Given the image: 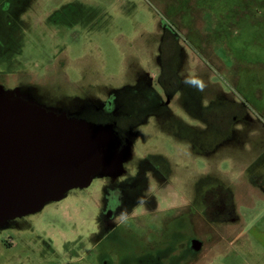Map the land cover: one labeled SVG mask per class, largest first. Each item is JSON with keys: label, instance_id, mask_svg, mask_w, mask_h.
<instances>
[{"label": "rangeland", "instance_id": "rangeland-1", "mask_svg": "<svg viewBox=\"0 0 264 264\" xmlns=\"http://www.w3.org/2000/svg\"><path fill=\"white\" fill-rule=\"evenodd\" d=\"M0 88L67 115L117 121L119 167L157 180L144 181L143 193L172 183L179 199L177 173L191 171L198 204L202 176L214 168L246 184L243 167L257 153L241 145L237 132L233 139L218 134L219 114L232 110L241 118L248 142L257 124L264 137V115L254 101L264 97V0H0ZM102 108L109 115L98 113ZM188 135L193 151L180 139ZM99 186L92 179L1 222L0 264H63L72 257H82L76 264H99L103 255L116 264V254L126 250L123 236L136 241L144 234L138 223L152 216L137 208L136 219H116L115 230H105L96 223ZM246 198L264 203L249 186ZM244 203L237 202L240 213ZM196 232L209 236L200 225ZM114 233L122 235L118 244Z\"/></svg>", "mask_w": 264, "mask_h": 264}, {"label": "water", "instance_id": "water-1", "mask_svg": "<svg viewBox=\"0 0 264 264\" xmlns=\"http://www.w3.org/2000/svg\"><path fill=\"white\" fill-rule=\"evenodd\" d=\"M122 142L112 121L67 115L0 88V223L86 186L99 169L112 171Z\"/></svg>", "mask_w": 264, "mask_h": 264}, {"label": "crops", "instance_id": "crops-1", "mask_svg": "<svg viewBox=\"0 0 264 264\" xmlns=\"http://www.w3.org/2000/svg\"><path fill=\"white\" fill-rule=\"evenodd\" d=\"M254 101H256L255 106L258 110L257 114L264 115V97L258 95L254 97ZM231 111L232 110H228L219 114L220 117L223 118L220 126V128L223 127V129H218V134H223L224 136L228 135L229 139H233V136L236 134L235 132H237L241 134L240 139H242V146L247 144L257 147L255 159L250 160V162L247 161L248 164L243 167L241 173L247 186H242V184L245 183L241 181V177L238 183H232L227 177V172H216L212 167L213 169L210 172H207L205 177L202 176L203 181L204 179L207 180L205 186L200 192H198L200 202L196 204L197 199L194 198L196 189L195 183L194 181L190 183L194 178V173L193 177L192 174L189 175L191 171L187 172V174H185V172L181 174L177 173L178 183L181 185L184 194L178 199L176 191H172L175 196L172 201L173 206L188 203L193 210L192 223H189V226L187 227L182 226L181 224L179 225V229L190 231L189 234L186 233L187 236L185 239L183 238V240L179 241V245L181 246L187 238H191L192 248L194 250L184 264H214L216 258L224 262L223 264H264V203L257 205L249 198H246V190L248 186L251 189L256 190L257 193H259V196L264 198V190L253 185L250 181L251 174L255 173L264 175V137H262L259 132L260 124H257L256 127H251V141L248 142V140H245L242 135L243 124L240 123L243 120L237 118L236 114ZM212 115L213 114L210 113L208 116L211 117ZM261 118L263 119L264 117ZM231 128H233L234 131ZM174 132L176 134V139H179V130L176 129ZM180 139L191 144V150H194L196 144L191 140L189 135L186 139ZM189 178H191V180ZM219 186L229 192L231 196V204H219L216 219L210 220L205 215V206L202 202V195L209 188ZM184 188L186 189L185 191ZM249 196L252 198L251 195ZM243 198L245 199L244 211L240 213L237 207V202L238 200L241 201ZM196 215H199L197 219ZM198 225L206 228V231L209 234L207 239L203 238L199 232H196L195 234V229ZM196 246L198 247L196 248ZM216 252L220 255L215 256ZM231 252L238 257V263L232 262Z\"/></svg>", "mask_w": 264, "mask_h": 264}, {"label": "flooded vegetation", "instance_id": "flooded-vegetation-1", "mask_svg": "<svg viewBox=\"0 0 264 264\" xmlns=\"http://www.w3.org/2000/svg\"><path fill=\"white\" fill-rule=\"evenodd\" d=\"M109 101L107 100V102ZM241 108L243 107H239V109ZM100 112L109 115L107 108H102L98 113ZM115 124L119 125L117 121ZM114 169V171L99 169L92 177V179L96 178L98 180L101 192L96 204V223L100 222L105 230L111 229L114 231L115 226H117L115 220L119 219L120 222L125 218L136 219L135 210L137 208H140L143 214L152 216L151 221L138 223V227L144 229V234L136 235V241L130 240L134 236L128 233H132L131 228L126 230L128 234L123 237L128 239H121V245L126 250H124V253L118 252L116 254L118 256L116 264H184L194 250L191 238H187L181 246L179 245V241L183 240L182 236L179 235L184 233V230L179 229V225L187 227L189 223H192L193 210L190 205L185 203L173 206L172 191H175V187H173L172 183H166L165 186L157 185L159 187L155 193H143L142 184L144 181L146 183H157V180L152 175H148V178H145L138 173L134 174L136 173L135 171L128 172L127 168L124 167L122 169L119 164ZM164 213L167 214L164 215ZM6 222L9 223L10 221H4V223ZM14 223L18 226L17 221ZM185 232L188 234L190 231L187 230ZM115 233L114 236L117 238L114 240L118 244L119 241L116 240L122 235ZM44 241L41 240V243L50 244V241ZM115 242L111 243L113 247L116 244ZM28 243L31 242L28 241ZM5 244H7V247L12 246V243L9 242ZM28 246L30 245L28 244ZM79 261L82 262V257H77L76 259L72 257L65 260L63 264H76ZM110 263L105 255L99 258V264Z\"/></svg>", "mask_w": 264, "mask_h": 264}, {"label": "trees", "instance_id": "trees-1", "mask_svg": "<svg viewBox=\"0 0 264 264\" xmlns=\"http://www.w3.org/2000/svg\"><path fill=\"white\" fill-rule=\"evenodd\" d=\"M250 181L253 185L264 190V175L251 174ZM202 202L205 206V215L208 219H216L218 212V205L231 204V196L227 190L222 187H212L204 192L202 195Z\"/></svg>", "mask_w": 264, "mask_h": 264}]
</instances>
